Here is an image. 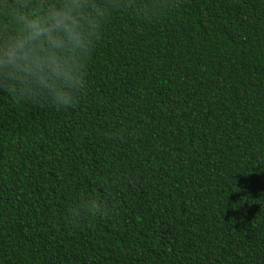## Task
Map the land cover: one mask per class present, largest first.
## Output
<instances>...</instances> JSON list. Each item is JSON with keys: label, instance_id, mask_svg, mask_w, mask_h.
Segmentation results:
<instances>
[{"label": "trees", "instance_id": "1", "mask_svg": "<svg viewBox=\"0 0 264 264\" xmlns=\"http://www.w3.org/2000/svg\"><path fill=\"white\" fill-rule=\"evenodd\" d=\"M168 4L112 16L75 106L0 92V264H264V0Z\"/></svg>", "mask_w": 264, "mask_h": 264}, {"label": "clouds", "instance_id": "2", "mask_svg": "<svg viewBox=\"0 0 264 264\" xmlns=\"http://www.w3.org/2000/svg\"><path fill=\"white\" fill-rule=\"evenodd\" d=\"M168 0H0V92L41 109L75 106L88 86V60L114 14L160 19ZM108 206L82 192L66 208L79 223Z\"/></svg>", "mask_w": 264, "mask_h": 264}]
</instances>
